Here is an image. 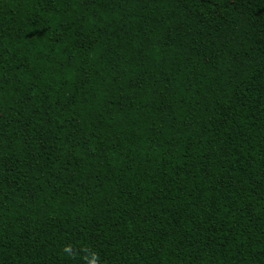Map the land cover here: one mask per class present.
Segmentation results:
<instances>
[{
  "label": "trees",
  "instance_id": "obj_1",
  "mask_svg": "<svg viewBox=\"0 0 264 264\" xmlns=\"http://www.w3.org/2000/svg\"><path fill=\"white\" fill-rule=\"evenodd\" d=\"M0 264H264V0H0Z\"/></svg>",
  "mask_w": 264,
  "mask_h": 264
}]
</instances>
